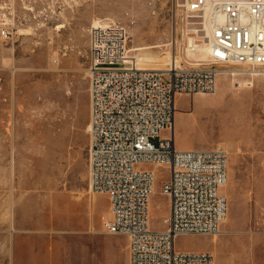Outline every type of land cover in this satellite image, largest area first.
I'll list each match as a JSON object with an SVG mask.
<instances>
[{"label": "rangeland", "instance_id": "374dc122", "mask_svg": "<svg viewBox=\"0 0 264 264\" xmlns=\"http://www.w3.org/2000/svg\"><path fill=\"white\" fill-rule=\"evenodd\" d=\"M186 14L174 0H16L15 37L0 35V264H65L72 240L84 245V264L129 252L126 235L105 230L109 196L89 191L88 31L104 17L120 22L128 54L142 66L165 67L174 57L184 67L209 64L188 50L189 37L203 46L209 35ZM197 94L175 97V146L228 150L221 190L233 212L218 235H180L175 248L209 249L215 264H264L263 79L222 73L214 93ZM151 167L158 176L149 223L160 230L168 171Z\"/></svg>", "mask_w": 264, "mask_h": 264}, {"label": "built area", "instance_id": "2783aa9c", "mask_svg": "<svg viewBox=\"0 0 264 264\" xmlns=\"http://www.w3.org/2000/svg\"><path fill=\"white\" fill-rule=\"evenodd\" d=\"M174 2L209 23L210 64L182 67L174 61L166 69L143 67L129 57L128 31L120 22L104 17L88 31L90 186L109 196L105 230L127 236L129 264H214L212 251L177 250L175 242L180 235L218 232L228 208L221 190L228 179V151L222 145L176 148L175 97L213 92L218 68L226 65L264 68V0ZM15 21L16 0H0L4 40L15 37ZM152 165L168 171L161 193L169 199V215L160 230L149 223L158 176Z\"/></svg>", "mask_w": 264, "mask_h": 264}, {"label": "bare ground", "instance_id": "6f19581e", "mask_svg": "<svg viewBox=\"0 0 264 264\" xmlns=\"http://www.w3.org/2000/svg\"><path fill=\"white\" fill-rule=\"evenodd\" d=\"M179 6H180V4H178ZM182 6V5H181ZM187 12V11H186ZM179 18H182V15L181 14H179ZM185 18L187 19V21L189 22V23H191V19L192 18H196V16L195 17H193V16H190L189 14H188V12H187V14L185 15ZM197 18H200L202 21L200 22L201 24H203V26H204V28L203 29H199L197 26L198 25H196V26H194V30L197 32V31H199V30H206V32H207V35H209L208 36V42L207 43H204V45L203 46H201V44H200V42L199 41H193V40H191L192 39V37H189V40H190V43H189V51H191L192 52V55H197V56H199V55H201V54H203V56L204 57H207L208 59H209V57H210V48H211V28H210V25H209V23L207 22V20H206V18L205 17H197ZM181 20V19H180ZM199 23V24H200ZM203 42H204V40L203 39H201ZM195 44H197L198 46H195V49H193L192 48V46L193 45H195ZM188 51V52H189ZM201 52V54L200 53H198L197 54V52ZM129 52V51H128ZM129 57H130V55H129ZM200 57V56H199ZM204 57H200L199 59H202V58H204ZM139 64H140V61H139V59L137 58V59H135ZM174 61H177V64H180L181 66H182V63H181V61H179L176 57H174L171 61H170V64L172 63H174ZM169 64V65H170ZM195 64V66H192V67H199V66H202L203 64L201 63V62H197V63H194ZM209 64H210V62H209ZM168 65V66H169ZM193 65V64H192ZM206 65H208V64H206ZM168 66H165V67H150V66H143V67H147V68H155V69H166ZM189 66H191V65H186V67H189ZM182 67H184V66H182ZM239 68V69H238ZM88 70V69H87ZM238 72H243V73H247V74H249V75H251L252 77H261L262 78V75L264 74V68L262 67V66H256V68L255 69H252L248 64H246V63H242V64H231V65H226L225 66V68L224 67H220V68H218V74H217V77H218V75L219 74H222V73H224V74H235V73H238ZM263 79V78H262ZM216 89H217V79H216V86H215V89H214V91L213 92H211V93H200V94H212V93H214L215 91H216ZM90 129V124H89V122H88V130ZM219 145V144H218ZM228 151V150H227ZM227 166H228V163H227ZM227 184V181H226V183L224 184V186ZM223 186V187H224ZM89 191H91V193H96L95 191H93L92 189H91V186H90V184H89ZM153 193H154V188H153ZM232 205H230L229 203H228V208H227V214H226V218L224 219V221L223 222H225V221H227V217H228V215H230L231 214V212H233L232 211V207H231ZM166 221V220H165ZM220 227H221V225H220ZM219 233H221V230H220V228H219V230H218V232L217 233H215L214 235H212L213 237L214 236H216V235H218ZM214 241H216L215 239H213Z\"/></svg>", "mask_w": 264, "mask_h": 264}, {"label": "crops", "instance_id": "0c3cea01", "mask_svg": "<svg viewBox=\"0 0 264 264\" xmlns=\"http://www.w3.org/2000/svg\"><path fill=\"white\" fill-rule=\"evenodd\" d=\"M194 95H198L193 94ZM205 148V147H201ZM75 236H78L79 234H74ZM189 235H196V234H189ZM83 244L78 243L77 240H72L71 242V250H70V258L66 259L65 264H84V250H83ZM209 250V249H205ZM113 253L115 251L112 249ZM213 253V252H212ZM214 254V253H213ZM114 255V254H113ZM109 264H129V252L126 253V256L122 258L120 261H116L115 255L109 260ZM214 264H215V256H214Z\"/></svg>", "mask_w": 264, "mask_h": 264}]
</instances>
